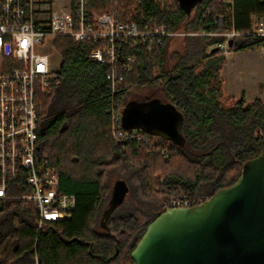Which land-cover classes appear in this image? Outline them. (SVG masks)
<instances>
[{
  "label": "trees",
  "instance_id": "16d2710c",
  "mask_svg": "<svg viewBox=\"0 0 264 264\" xmlns=\"http://www.w3.org/2000/svg\"><path fill=\"white\" fill-rule=\"evenodd\" d=\"M220 1L199 3L190 24L178 0H88L87 13L110 12L120 22L141 28L162 25L177 31L191 26L193 32L200 27L214 32L218 28L212 20L225 9ZM224 1L233 5L238 30L248 29L253 16H264V0ZM208 39L206 47L221 41ZM165 40L152 52L118 45L120 63L129 56L136 61L117 83L115 100L119 111L128 101L175 104L183 115V145L141 130H135L139 144L112 139L106 112L111 102L105 79L109 67L90 59L96 44L55 38L60 83L41 99L38 154L48 159L59 177L60 192L75 196L76 208L69 219L46 223L36 235V215L29 203L1 201L0 264H35V257L38 264H133L131 251L147 225L170 207L171 198L187 195L204 201L234 183L242 163L262 150L264 104L259 99L245 104L242 99L223 98L219 72L224 54L218 49L204 51L197 61L166 72ZM259 45L253 38L235 40L231 52ZM206 83L210 85L204 91ZM117 180L126 183L127 195L98 224L97 216L105 203V210L109 207ZM26 191L20 180L9 185L7 194Z\"/></svg>",
  "mask_w": 264,
  "mask_h": 264
},
{
  "label": "built area",
  "instance_id": "2783aa9c",
  "mask_svg": "<svg viewBox=\"0 0 264 264\" xmlns=\"http://www.w3.org/2000/svg\"><path fill=\"white\" fill-rule=\"evenodd\" d=\"M220 3L225 9L212 20L218 30L208 32L200 27V35L220 38L215 48L224 56L231 53L229 40L245 38L259 40L258 48L264 52V16H253L248 29L238 30L233 5L224 0ZM87 6L88 0H70L67 9L57 8L51 0H0V203L6 199L29 203L36 215V235L46 223L69 219L76 208L75 196L60 192L59 177L48 159L38 154L41 99L60 83L59 69H54L49 53L55 38L96 44L90 59L109 67L105 79L111 97L106 110L111 137L139 144L141 138L135 130L122 127V111L115 100L117 83L132 70L136 58L129 56L120 63L118 45L152 52L165 39L179 35L162 25L141 28L134 22L123 23L110 12L89 16ZM20 180L27 191L8 195L9 185ZM200 202L187 195L169 200L170 207Z\"/></svg>",
  "mask_w": 264,
  "mask_h": 264
},
{
  "label": "water",
  "instance_id": "95a60500",
  "mask_svg": "<svg viewBox=\"0 0 264 264\" xmlns=\"http://www.w3.org/2000/svg\"><path fill=\"white\" fill-rule=\"evenodd\" d=\"M202 1L178 0L187 14ZM232 44L229 40V47ZM121 124L124 129L184 143L183 115L173 103L128 101ZM127 192L124 181L113 184L103 218ZM131 260L133 264H264V147L242 163L231 185L197 205L165 208L147 225L131 251Z\"/></svg>",
  "mask_w": 264,
  "mask_h": 264
},
{
  "label": "crops",
  "instance_id": "0c3cea01",
  "mask_svg": "<svg viewBox=\"0 0 264 264\" xmlns=\"http://www.w3.org/2000/svg\"><path fill=\"white\" fill-rule=\"evenodd\" d=\"M199 46L201 50V54L205 51L206 53H212L211 50L215 46H209L206 47V44L208 42L207 36H202ZM185 41L184 39H182ZM180 41L176 40V38L171 37L167 38L164 42L163 51H162V61L163 65L165 67L166 72H171L175 67H177L180 63L188 62L189 54H186V49L184 50V55L181 57L180 62L174 66H171L170 58L172 55L171 46L178 43ZM170 48V49H169ZM258 49V47H257ZM229 66V73L230 76L225 73V68ZM249 69V72H257L255 78L253 76V82L250 83L249 81H245L243 79H236L235 74L239 72H243L246 69ZM247 69V70H248ZM252 70V71H250ZM264 72V52H256L255 48L252 49H246V50H240L236 52H231L230 54L224 56V62L222 64V68L219 72V77L221 81V92L223 95V98H231L234 100L242 99L244 103L250 104L255 99H259L264 104V97H263V91H264V75L261 72ZM230 80V82H234V85L232 87L226 86L224 78ZM239 77V76H238ZM238 81H241L243 83H240ZM253 86H255V90H257V93H254L255 95L252 98L247 99V95L253 91ZM237 89V90H236Z\"/></svg>",
  "mask_w": 264,
  "mask_h": 264
},
{
  "label": "rangeland",
  "instance_id": "374dc122",
  "mask_svg": "<svg viewBox=\"0 0 264 264\" xmlns=\"http://www.w3.org/2000/svg\"><path fill=\"white\" fill-rule=\"evenodd\" d=\"M51 1H53L56 4L57 8H61V9L62 8L67 9L69 7V2H70V0H51ZM198 6H199V4L189 11V14H188L189 24H190V21L196 17ZM185 25H186V23H185ZM191 30H192L191 26H188V28L186 30H184L183 28H180L179 30H177L179 35L174 36V38H176V40H178L180 42L171 46L170 52H172V55H171V57H169L170 62H171V66H174L180 62L181 57L184 55L183 52L185 49H186V54H189V56H190V57H188V60H189L188 62H195L202 55L201 50H200V46H199V42H200L199 38H201L200 31L198 30L196 32H193ZM182 39H184L185 41H183ZM49 50L48 51H49V53H51V61L53 62L54 69H59V64L61 62V57H60L59 53L56 51L54 45H51L49 47ZM255 51L260 53L262 50L260 48H258V49L255 48ZM247 69L244 70L243 72L236 73L235 74L236 79H243L245 81H249L250 83H252L253 82V76L255 78L258 71L250 73L249 69L248 70ZM228 70H229V66H227L225 68L224 74H227L230 76V73ZM250 71H252V70H250ZM261 73H263V75H264L263 71ZM224 81H225L227 88H228V86L232 87L234 85V82H230L228 77H227V79L224 78ZM210 82L212 83V81H210ZM238 82L243 83L241 81H238ZM209 85L210 84L206 83L205 87H202V86L201 87L203 88L204 91H206V89H207L206 87H209ZM138 90H142V89H138ZM138 90L135 91L136 94H139L140 92H142V91H138ZM252 90L253 91H251L247 95V97H248L247 99L252 98L255 95L254 93H257V90H255V86H253ZM262 93H263V97H264V91ZM247 101L245 104H248ZM159 176H160V174L155 175L156 178H158ZM106 204L107 203H105V205L101 208V210L97 216V218H98L97 223L98 224L101 223V221L103 220V212L106 208Z\"/></svg>",
  "mask_w": 264,
  "mask_h": 264
},
{
  "label": "clouds",
  "instance_id": "9594fccd",
  "mask_svg": "<svg viewBox=\"0 0 264 264\" xmlns=\"http://www.w3.org/2000/svg\"><path fill=\"white\" fill-rule=\"evenodd\" d=\"M25 39H28V37H25Z\"/></svg>",
  "mask_w": 264,
  "mask_h": 264
},
{
  "label": "flooded vegetation",
  "instance_id": "af4514ba",
  "mask_svg": "<svg viewBox=\"0 0 264 264\" xmlns=\"http://www.w3.org/2000/svg\"><path fill=\"white\" fill-rule=\"evenodd\" d=\"M176 107V106H175ZM177 109V108H176ZM177 111H178V109H177Z\"/></svg>",
  "mask_w": 264,
  "mask_h": 264
}]
</instances>
